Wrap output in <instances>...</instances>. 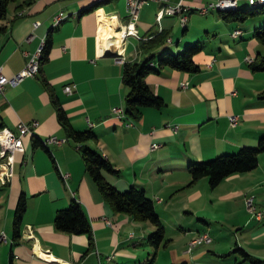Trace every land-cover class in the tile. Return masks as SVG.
I'll list each match as a JSON object with an SVG mask.
<instances>
[{
  "label": "crops",
  "instance_id": "crops-1",
  "mask_svg": "<svg viewBox=\"0 0 264 264\" xmlns=\"http://www.w3.org/2000/svg\"><path fill=\"white\" fill-rule=\"evenodd\" d=\"M209 1L182 0L184 13L162 14L157 20L156 12L164 5L146 0L134 20L137 35L113 36L111 41L110 28L115 23L120 31L128 19L124 0H104L97 6V0L7 4L0 20V72L11 76L19 70L46 36L49 48L37 73L5 83L0 94V127L16 132L18 121L28 125L36 121L32 133L21 136L23 149L13 154L10 178L0 181V264H235L239 254L217 255L204 248L210 240L186 251L195 234L209 233L205 206L226 212L228 221L221 228L248 229L232 246L264 257V154H258L255 167L223 177L215 191L206 188V176L187 184V162L254 144L264 133V98L259 97L264 71L252 70L244 59L264 54V44L252 36V29L264 19V6L242 20L223 19L218 10H197ZM244 5L239 1L238 6ZM211 10L216 12L199 20L190 14ZM153 24L157 29L151 31ZM141 26L145 35L138 32ZM158 29L166 32L169 40L163 47L170 51L200 41L201 48L192 55L199 68L188 72L165 65L147 72L144 80L163 105L141 107L139 116L132 118L123 111L122 62L140 60L145 54L138 49V40ZM65 84H73L70 92L63 89ZM53 101L71 128L90 129L93 137L73 140L57 120ZM115 107L122 116H115ZM229 115L235 116L233 125ZM49 137L59 142L43 144L41 140ZM81 145L97 150L118 170L117 175L103 171L116 188L130 184L143 188L159 220L180 227L178 247L179 238L168 237L152 248L147 236L153 224L109 206L85 169ZM20 193L24 209L19 235L13 238L12 217ZM72 197L88 219L89 236L53 227L54 212ZM249 197L255 208H261L260 216L246 209ZM179 210L193 211L202 225L187 222L183 228Z\"/></svg>",
  "mask_w": 264,
  "mask_h": 264
},
{
  "label": "trees",
  "instance_id": "trees-1",
  "mask_svg": "<svg viewBox=\"0 0 264 264\" xmlns=\"http://www.w3.org/2000/svg\"><path fill=\"white\" fill-rule=\"evenodd\" d=\"M10 1L13 0H0V20L5 17L7 4ZM29 1L25 0V2ZM100 3L101 1H97V4L94 6ZM238 4L237 7L232 9L218 10L221 18L242 20L247 15L261 12L264 6V3L248 5L245 2V5L242 7L238 6ZM2 30L3 25L0 24V32ZM252 36L264 44V19L252 29ZM165 41H167L165 31H154L138 40L137 47L145 54L140 60H124L122 62L121 82L126 88L123 95V111L127 116L137 118L141 107L152 106L158 108L163 105L161 97L153 93L144 80V75L147 72L157 71L158 68L165 65L188 72L198 70V64L193 60L192 55L201 48L200 41L195 40L185 44L176 51H170L166 47H163ZM48 48L49 37L46 36L45 40L43 39L38 59L39 64L46 58ZM248 64L252 70L264 71V54L257 55ZM259 97L264 98V83L262 90L259 92ZM53 103L57 120L65 127L68 135L73 140L81 142L93 137L90 129L76 130L71 128L61 106L54 101ZM80 152L85 169L96 183L103 198L114 211L128 213L135 219L148 220L154 225V229L149 232L147 239L153 247H156L163 238V226L154 210L152 200L145 194L143 188L133 184L128 185L124 189L116 188L105 179L103 171L117 175L118 170L97 150L87 145H81ZM259 153L264 154V133L257 136L254 144H243L231 152H221L212 157L187 162L186 170L189 174L187 184L193 183L199 177L206 176L208 186L213 187L230 173L244 172L255 167ZM23 209L24 197L20 193L12 217L13 238L19 235V222ZM52 224L57 230L70 233H86L89 236L90 227L88 219L80 203L74 197L70 198L64 207L54 212ZM234 251L240 254V259L235 264H241L244 261L248 264H264V257L252 255L237 245L223 255Z\"/></svg>",
  "mask_w": 264,
  "mask_h": 264
},
{
  "label": "built area",
  "instance_id": "built-area-1",
  "mask_svg": "<svg viewBox=\"0 0 264 264\" xmlns=\"http://www.w3.org/2000/svg\"><path fill=\"white\" fill-rule=\"evenodd\" d=\"M125 7L127 12V22L123 25V31H130V35L135 36V27H134V20L136 19L137 12L141 4L146 0H124ZM155 1V0H154ZM165 1V8H159L156 12V19L162 14H172V13H184L187 10V7L182 5V0H177L175 3L170 4ZM240 0H211L206 5L199 6L197 10L199 12H205L208 9L209 5H222L225 3L230 2H239ZM249 1V0H244ZM185 16L181 14L180 21H184ZM35 25V23H33ZM159 30V29H158ZM232 33H237L236 30H233ZM231 33V34H232ZM169 40V38H167ZM244 59L248 62L252 60L251 56H245ZM32 60H33V53L26 59L24 65L13 73L11 76H5L0 72V94H2L3 86L5 83L14 84L18 82L24 76H31L33 75V68H32ZM182 85H185L183 83ZM73 84H65L63 89L67 92H70L72 89ZM114 114L117 117L123 115V112L120 108H113ZM230 125H233L235 122V116L229 115L228 116ZM128 124V123H126ZM36 125V121L32 120L30 124H26L22 121H18L16 123V132L11 131L9 128L5 126L0 127V171H1V178L0 181L4 182L8 180L12 174V161H13V154L15 151H21L23 149L21 136L25 134L26 131H32V127ZM50 141L59 142V139L55 137H49ZM151 147L156 146L155 143L150 144ZM246 209L253 213L256 216L261 215V210L256 209L255 206L251 202V198L245 199ZM210 240L209 235L206 232L198 233L196 236L191 238L188 242V246L186 250H189L191 246L196 243L200 242H208Z\"/></svg>",
  "mask_w": 264,
  "mask_h": 264
},
{
  "label": "rangeland",
  "instance_id": "rangeland-1",
  "mask_svg": "<svg viewBox=\"0 0 264 264\" xmlns=\"http://www.w3.org/2000/svg\"><path fill=\"white\" fill-rule=\"evenodd\" d=\"M11 2L12 1H10L8 3V5H10ZM213 12H216V11H212L211 10V11H209V13H206L205 15H200L199 13H197L195 11H192L190 14H192L195 18H197L199 20V19H201L203 17H206L208 15L213 14ZM151 28H152L151 31L152 30H156L157 29V25L156 24H153V26L151 25ZM138 32L141 35L145 33V29H143V26H141V27L138 28ZM179 32H180V26L178 24L177 31H176V33H174V34H176V36L175 35H173V36L176 38L177 37V34H179ZM180 48H178V49H180ZM173 51H175V50H173ZM205 182H206V184H205L206 185V188L207 189L209 188L210 191L213 188H214V191H215L220 186V185H217L216 184L213 187H208L207 186L206 179H205ZM200 189H201V187H200ZM256 208L259 209V210H261V208H259V207H256ZM179 211L180 212H178V213L181 215V223L183 225V228L184 227L187 228L186 225L188 223H189L188 225H191V226H192L193 223L194 224H198V225H202L203 222L200 219H196L195 218V215H194V212L193 211H191V212H188V211L187 212H183L182 210H179ZM211 212L216 213V217L214 215H212ZM204 214H205V216L207 215L208 225L210 226L209 233L207 232L208 235H209V237H210V241L204 245V248H209L210 250H212L217 255H220L221 256V255L227 253V252H224V251H226V250L228 251L229 249L232 250V248L234 247V245L232 246L233 242L234 241L235 242L236 241L238 242V241L242 240L241 239V236L245 235V233L246 234L248 233V229L246 231L245 230L244 231L239 230L240 227L242 228L241 225L240 226L239 225L232 226V227L230 226V228H231L230 230H228V228L227 229L226 228H221L220 227V224H224V223H226L228 221L227 214H226V212L224 210H220V209L217 210L215 208V206H213V208L211 206H205L204 207ZM240 214H241L240 212H237V215H240ZM172 219L175 220V218L173 216H172ZM239 219H241V217H239ZM146 221H148V220H146ZM161 224H162V226L165 227V230L163 229V235L164 236H163L160 244L162 242H167L168 241V237H172L173 239L179 238L176 241V244H175V247H178V244H180V241H182V237L180 235V233L182 234V232L180 230V227L178 225L177 226H174V227L168 226L169 225L168 223L166 224V223H163V222H161ZM176 224H177V222L175 223V225ZM152 229H154V225H153V228ZM194 233H195V231H194ZM196 235L197 234H195V236ZM151 247L154 248L152 245H151ZM232 253L239 254L236 251H234ZM239 256H240V254H239ZM158 263H160V262H158ZM190 264H196V263H194L193 261H191ZM204 264H217V263H215V262H205Z\"/></svg>",
  "mask_w": 264,
  "mask_h": 264
},
{
  "label": "bare ground",
  "instance_id": "bare-ground-1",
  "mask_svg": "<svg viewBox=\"0 0 264 264\" xmlns=\"http://www.w3.org/2000/svg\"><path fill=\"white\" fill-rule=\"evenodd\" d=\"M97 1H104V0H97ZM155 1H158L160 2L161 4L164 5L165 7V1L163 0H155ZM106 2V1H105ZM248 5H258V4H262L264 3V0H249V1H245ZM237 4L238 2H230V3H225V4H222V5H209L208 8L210 9H216V10H226V9H232V8H235L237 7ZM58 17V16H57ZM116 27H119V26H115V23H114V26H112L110 28V31H109V34L107 36V41H111V37H118V38H121L122 35H129L130 36V31H123V26H121L119 29L120 31H118V29ZM238 32V31H237ZM136 29H135V36H136ZM125 37V36H124ZM122 39V38H121ZM45 40V39H44ZM42 43H43V40L42 42L37 46V49H35V51L33 52V60H32V68H33V75L35 73H37V71L39 70L38 69V59H39V55H40V52H41V48H42ZM43 51V49H42ZM26 133H32V131H26ZM27 135V134H26ZM42 143L44 144L45 142L47 141H50L49 138L45 139V140H41ZM51 142V141H50ZM54 144V142H53ZM46 145V144H45ZM44 146V145H43ZM63 177V176H62ZM67 177V176H66ZM67 179V178H66Z\"/></svg>",
  "mask_w": 264,
  "mask_h": 264
}]
</instances>
